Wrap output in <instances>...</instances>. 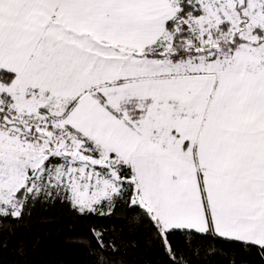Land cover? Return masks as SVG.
Instances as JSON below:
<instances>
[{
  "label": "snow or ice",
  "instance_id": "1",
  "mask_svg": "<svg viewBox=\"0 0 264 264\" xmlns=\"http://www.w3.org/2000/svg\"><path fill=\"white\" fill-rule=\"evenodd\" d=\"M0 264H264V0H0Z\"/></svg>",
  "mask_w": 264,
  "mask_h": 264
},
{
  "label": "trees",
  "instance_id": "2",
  "mask_svg": "<svg viewBox=\"0 0 264 264\" xmlns=\"http://www.w3.org/2000/svg\"><path fill=\"white\" fill-rule=\"evenodd\" d=\"M63 213L56 210L54 213H41L30 222L29 235L41 240V259L50 254H62L69 259H75L72 249L65 246V230L71 227L67 220L61 221Z\"/></svg>",
  "mask_w": 264,
  "mask_h": 264
}]
</instances>
